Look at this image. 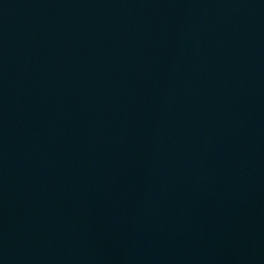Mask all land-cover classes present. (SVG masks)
I'll use <instances>...</instances> for the list:
<instances>
[{"label":"water","instance_id":"obj_1","mask_svg":"<svg viewBox=\"0 0 264 264\" xmlns=\"http://www.w3.org/2000/svg\"><path fill=\"white\" fill-rule=\"evenodd\" d=\"M0 264H264V0H0Z\"/></svg>","mask_w":264,"mask_h":264}]
</instances>
